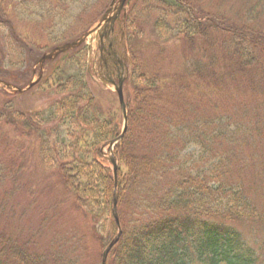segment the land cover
<instances>
[{
  "label": "trees",
  "instance_id": "trees-1",
  "mask_svg": "<svg viewBox=\"0 0 264 264\" xmlns=\"http://www.w3.org/2000/svg\"><path fill=\"white\" fill-rule=\"evenodd\" d=\"M10 1L17 2L13 11L0 0V33L8 28L0 34V78L23 86L38 53L84 31L94 11L83 0L66 22L68 0L52 2L61 23L55 32L51 0H36L39 18L26 0ZM15 21L36 22L47 42L16 34ZM124 33L127 126L113 148L121 234L106 264H264V249L247 244L231 223L264 221L253 201L261 189L242 190L232 179L264 162L254 148L264 137V0H130ZM174 43L182 47L181 65L164 69L159 61ZM84 56L76 47L45 62L36 86L56 98L44 108L0 105V187L9 182L0 212L9 196L28 197L22 213L12 211L23 230L0 231V264H100L117 232L113 175L100 145L120 133L122 119L99 104ZM9 95L0 89V98ZM26 140L65 198L41 206L44 173L19 181Z\"/></svg>",
  "mask_w": 264,
  "mask_h": 264
},
{
  "label": "rangeland",
  "instance_id": "rangeland-1",
  "mask_svg": "<svg viewBox=\"0 0 264 264\" xmlns=\"http://www.w3.org/2000/svg\"><path fill=\"white\" fill-rule=\"evenodd\" d=\"M29 3V8L34 11L33 15L36 18H39V12L41 11V6L40 4L36 1V0H26ZM56 2V0H51L50 4L48 3V6L52 7V14L54 17V26L52 27L54 29L55 32L59 31V27L61 26L60 21H59V13L56 12V8L54 7L53 3ZM82 3L83 0H79L78 2H74L73 0H68L66 5H63L64 8L66 6H69L68 8H66L64 10V12L66 13V15H70L71 18H69L66 22H69L70 20H72V14L75 13L76 11V7H78L79 3ZM17 2L15 1H10V0H5L4 3V8L10 11H13L14 8L17 6L16 4ZM105 8H106V0H92V4H91V10L89 12L94 11L89 19V26L91 24H93L92 26L99 24L102 25V21H101V16L102 14L105 12ZM90 9V7L88 8ZM95 9V10H94ZM225 10V9H224ZM112 10L109 11V13H111ZM108 13V15H109ZM13 15V14H12ZM48 19H49V15ZM45 20L48 21L49 20ZM10 21V20H9ZM16 24H14V26L17 29L16 34H18V31L21 33H24L25 35H29L33 40L38 41L40 43H46L47 41H45V35H42L40 33V28L36 27L35 24L36 22H28L26 24H22L21 22L15 21ZM89 28V27H88ZM88 28L85 30L87 31ZM8 28L5 26L1 27V33L2 35L7 34ZM66 31V30H64ZM0 33V34H1ZM97 34L94 33L93 35H90L89 37L86 38L85 42L91 43L92 47H91V51L89 50L88 52V60H87V64L89 66H91V73L89 75H87L85 77L86 81L88 82V84L91 87V90L93 93H95L98 96V101L99 104H101L102 106L105 107V105H111L113 109H115L117 111V97L115 92L113 91V88L111 85H106L104 82H107V79L104 80L101 83V74H99L98 72V65H102L100 58L98 56L97 53V49H98V40H97ZM6 40L8 42L11 41L12 43V39L11 37H6ZM171 46L169 47V49H167L165 51V56L159 61L160 64L164 67V69H171L172 67L174 68H179L182 62V59L180 58L182 56V47L179 46L178 44L174 43V44H170ZM154 53V50H149L148 51V55H152ZM85 62H86V55L84 57H82ZM81 60V61H82ZM74 64H72L70 62V64L68 65L69 67H73ZM37 69L35 70V74L37 73ZM35 77V75L33 76ZM105 87L107 88V90L105 88H103V91H99L100 87ZM53 98L52 96H48L47 94L43 93L40 89H36V87L30 89V91L28 92H23L20 94H16L15 96H13L12 99V105L13 107L19 108L21 110H28V109H32V108H36V107H45L48 103H49V99ZM118 114V113H117ZM53 123H50L49 125H52ZM64 129H66L67 131V127L65 126H61L58 130L62 133L63 136L64 135ZM262 142L261 143H257L256 146L254 147L255 150H262L264 152V138H261ZM259 141V139H258ZM29 144V140L24 141L23 145H28ZM33 143L31 145L28 146H24V150H25V156L26 157L24 159V167L22 169L19 170V181L22 182V184L25 183L27 177H32V182L36 181L37 178L35 177H39L40 175H42L43 173L46 174L45 178H42V182L44 180L45 185L46 186V192H44L43 189V185H41V188L43 189L42 192H39V197H36L38 199V202H40L41 206L44 204H48V202L50 203L49 199H54L57 200L58 198H65L66 194L59 189L60 187V183L57 180V177H52L49 176V172H43L41 167H40V160L37 159V154L38 152H36L34 146H32ZM104 149V148H103ZM30 158V159H29ZM246 169H240L239 172H236L232 179H234L236 176V180L239 179L240 180V185H241V189L243 190V188L247 189V188H251L253 189L254 185L256 182H258V184L260 185L261 190L259 192H257L258 194H256L255 191V198L256 200L253 201L255 202V204H257L259 207H257L258 210H262L264 209V190L261 186V184H264L261 181H258L255 177H259V166L258 165H253L251 167H245ZM34 174V175H31ZM26 184V183H25ZM9 185V182L6 180L5 177V181L2 184V187H0V195L2 194V191H4L5 189H7ZM35 185V184H33ZM29 186H32V184H30ZM61 194V196H60ZM60 196V197H59ZM53 197V198H51ZM28 200V197H26V195H22L20 194H16L15 196L11 197L10 196L6 199L4 205L5 207L3 208V211L0 212V231L2 230L4 233H10L13 234L16 231H21L24 228V222L23 218H19L20 220H16L13 218H17L16 216H13L12 211L15 209V212L17 214L22 213L21 209H20V204L26 202ZM15 205V206H14ZM64 204H60V207H64ZM234 222L233 224L240 230L242 237L253 247L255 248H263L264 249V221H260V222H248V221H231Z\"/></svg>",
  "mask_w": 264,
  "mask_h": 264
},
{
  "label": "water",
  "instance_id": "water-1",
  "mask_svg": "<svg viewBox=\"0 0 264 264\" xmlns=\"http://www.w3.org/2000/svg\"><path fill=\"white\" fill-rule=\"evenodd\" d=\"M123 0L120 1V4H122ZM87 36V33L83 34L81 37H79L76 41L72 42V43H67V44H64L60 47H57L55 48L49 55H44L42 57L45 58V57H50L52 55H55L57 52L59 51H63L65 49H68V48H71L73 46H76L79 42H81L85 37ZM7 86H9L8 84H6ZM31 84H29L30 86ZM115 90L117 91L118 93V98H119V102H120V105H121V108H122V111H123V118H124V123H123V130L121 132V134L116 137L115 139L111 140L108 142V144L110 146H112L123 134L124 130H125V126H126V118H125V113H124V106H123V100H122V92H121V82L119 81V84L118 86L115 87ZM17 91H21L20 89H17ZM109 160L111 161L112 165H113V171L115 170V166H116V163H115V159L114 157L111 155L109 157ZM115 201H116V195H115V191H114V194H113V215L115 217V219H117V216H116V211H115ZM118 236H119V232L117 233V235L110 241V243L107 245V247L104 249L103 253H102V257H101V264H105V259H106V255H107V252L108 250L110 249V247L116 242V240L118 239Z\"/></svg>",
  "mask_w": 264,
  "mask_h": 264
}]
</instances>
